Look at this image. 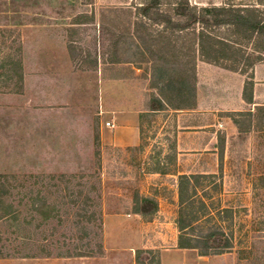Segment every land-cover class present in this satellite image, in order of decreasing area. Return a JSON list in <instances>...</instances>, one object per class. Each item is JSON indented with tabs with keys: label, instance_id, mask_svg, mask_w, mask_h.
<instances>
[{
	"label": "rangeland",
	"instance_id": "rangeland-1",
	"mask_svg": "<svg viewBox=\"0 0 264 264\" xmlns=\"http://www.w3.org/2000/svg\"><path fill=\"white\" fill-rule=\"evenodd\" d=\"M187 1L264 11V0ZM180 2L162 0L161 11L177 21ZM142 3L0 0V264H132L136 254L105 250V214H134L140 195L170 208L141 221L177 225L181 208L178 200L171 211V201L179 172L211 175L197 186L193 233L219 227L232 243L220 254L233 253V264H264V106L241 94L245 81L258 79L253 94L264 104V59L236 71L232 62H205L194 45L197 24L172 35L140 15ZM230 29L209 32L242 39ZM241 41L235 47L255 57L253 44ZM194 57L195 98L172 97L181 107L195 103L194 112L147 113L136 148L103 144L101 113L113 110L112 100L126 104L134 95L137 110L151 107L161 88L172 95L165 82L185 77ZM228 116L237 132L223 139ZM191 124L198 129H181ZM7 205L12 214L3 217ZM158 256L140 254L143 264Z\"/></svg>",
	"mask_w": 264,
	"mask_h": 264
},
{
	"label": "trees",
	"instance_id": "trees-1",
	"mask_svg": "<svg viewBox=\"0 0 264 264\" xmlns=\"http://www.w3.org/2000/svg\"><path fill=\"white\" fill-rule=\"evenodd\" d=\"M162 0H144L140 7V15L152 19L154 23H164L165 29L170 30L172 35L175 32H182L190 26L198 25L199 31L194 35V45H198V50L201 58L208 63L220 65L222 62H232L233 68L230 70L236 71L239 66L247 62L248 65L253 66L256 62H261L264 59V11L260 10L257 6H245V7H203L197 9L191 7L187 0H182L178 3L177 8L174 10L175 16L178 17L177 21H173L171 15L161 11ZM227 26L232 30L234 34H237L242 39L229 40V39H216L209 30L214 27ZM165 44L168 48H175L174 41L171 37H164ZM244 40L247 44H253L252 51L256 52V56L251 58L240 50L236 45H240L239 42ZM243 44V43H242ZM174 47V48H173ZM263 48V49H260ZM176 57V56H175ZM188 65V64H187ZM185 71L186 75L180 80H167L165 87L171 94L165 93V88H161V98L153 101L151 110H164L167 107L173 109H192L195 108V103L192 105H184L178 103L175 104L174 97L177 98L183 104L189 98H195V87L190 86V81H196L195 75V57L190 67ZM252 86L253 83H247L244 88L243 96L248 104H253L252 99ZM173 97V98H172ZM251 114V112H249ZM238 123V122H236ZM220 144V143H219ZM220 146V145H219ZM211 176L209 174H182L178 176V199L181 212L176 221L179 230L178 245L180 248H194L200 252H207L213 250L214 254L223 253L224 250L232 248V243L225 239L224 232L218 227L213 232L194 234L191 230L192 225L197 221L198 217L193 211V205L196 202L198 195L197 186L200 185V179ZM44 201V200H43ZM201 203V209L203 208L207 214L208 206L203 201ZM45 202V201H44ZM136 204L134 208V214L141 215L142 217H152L158 211V203L154 198L137 195L134 199ZM8 211L5 213L10 216V210L12 205H7ZM226 210V209H225ZM221 212V211H218ZM209 216V213L207 214ZM206 216V217H207ZM48 215L45 219H48ZM94 218V214L92 215ZM226 240L225 244H223ZM144 252H151L145 250H138L136 252L135 262L136 264H143L140 254ZM159 264L158 260L155 262Z\"/></svg>",
	"mask_w": 264,
	"mask_h": 264
},
{
	"label": "crops",
	"instance_id": "crops-1",
	"mask_svg": "<svg viewBox=\"0 0 264 264\" xmlns=\"http://www.w3.org/2000/svg\"><path fill=\"white\" fill-rule=\"evenodd\" d=\"M256 78H258L257 72ZM252 86V99L255 107L264 106L257 101V94H253L254 85H258V79L254 81ZM246 81L244 87H242V95L244 93ZM157 96V95H156ZM154 96V100L160 99V97ZM243 99L245 100L244 96ZM113 110L103 111L101 113V137L103 144L113 146L115 148H136L141 144V129L147 113H162L173 111V112H184L182 109H172L167 107L164 110H151V107L145 110H137L136 98L131 95V100L126 104L112 100ZM117 102V103H116ZM196 109H188V112H194ZM252 112L254 110H251ZM237 121L232 116H228L225 124L227 126V135L223 139H229L233 137L237 132ZM109 124V126L107 125ZM182 130L189 131L192 133L198 129V126L191 124L181 127ZM222 137H218V140ZM224 142V141H222ZM226 143V140H225ZM219 142L214 143L213 149H219ZM206 150V149H204ZM184 172H179L177 177ZM204 174V173H201ZM189 175V174H187ZM178 196L173 198L171 201V211L176 208L178 203ZM170 208H161L155 213L158 215L167 216ZM141 215L138 214H105L103 219L104 229V248L106 251H127L133 253L135 256L138 250H147L158 252L159 264H233L234 255L233 253L224 254H207L206 252H200L194 248H180L178 245L179 241V230L175 223L168 224L165 222L160 223V227H155L153 222L141 221ZM171 230V240H169V232L167 228ZM132 264H136L133 258Z\"/></svg>",
	"mask_w": 264,
	"mask_h": 264
},
{
	"label": "built area",
	"instance_id": "built-area-1",
	"mask_svg": "<svg viewBox=\"0 0 264 264\" xmlns=\"http://www.w3.org/2000/svg\"><path fill=\"white\" fill-rule=\"evenodd\" d=\"M109 126V124H107Z\"/></svg>",
	"mask_w": 264,
	"mask_h": 264
}]
</instances>
